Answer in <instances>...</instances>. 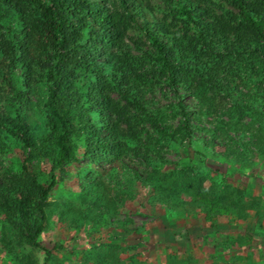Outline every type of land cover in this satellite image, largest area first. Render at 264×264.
<instances>
[{"label":"trees","instance_id":"1","mask_svg":"<svg viewBox=\"0 0 264 264\" xmlns=\"http://www.w3.org/2000/svg\"><path fill=\"white\" fill-rule=\"evenodd\" d=\"M166 1L175 6L172 10L175 19L183 22V32L165 41L155 31L162 26L155 23L156 28H153L144 19L141 25L150 48L136 55L127 49L123 36L127 24L144 17L139 0L106 3L99 0H0V102L6 86L11 94L4 107L0 104V144L5 147L11 139V145H19L24 152L20 176L10 180L0 177V209L6 215L8 230L45 251L43 264H48L52 256V250L39 239L46 226L49 197L58 182L55 170L77 160L75 137L85 140L86 155L93 156V162L103 158L121 161L117 158L123 145L134 155L160 167L151 160L150 140L162 147L166 141L192 139L200 128L195 121L199 114L216 115L211 126L203 127L211 139L224 134V118L216 108H210L215 94L223 93L235 109L231 114L235 119L234 128L238 130L246 115L252 120L260 118L251 143L256 148L264 145V88L258 85L264 77V0H225L232 9H225L221 15L202 11L188 0ZM205 16L209 17L205 19ZM136 47L141 49L139 44ZM242 70L246 72L245 86L251 88L257 83L254 86L257 90L251 93L255 105L248 103L249 92L243 93L242 100L236 90ZM190 76L194 80L198 78L197 86ZM163 83L172 88L176 100L173 112L180 117L176 125L165 123L170 105L160 106L147 95L151 85ZM210 90L213 96L208 95ZM115 93L118 100H114ZM188 94L196 95L201 112H192L185 103ZM36 105L44 109L45 123L41 132L35 129L32 115L28 114ZM146 123L156 137L142 143L138 136ZM242 125L250 128L245 123ZM243 138L240 137L239 144ZM230 148L234 153L237 151ZM102 151L103 154L98 153ZM159 154L162 160L164 157ZM108 155L111 158L107 159ZM36 156L51 159L48 177L31 169L36 167L31 164L32 157ZM128 169L123 167L124 171ZM124 171L117 170L125 175L116 178L115 185L133 195V182ZM133 171L134 185L146 183L152 189V202L171 204L174 211L181 205L185 212L206 209L200 198L207 191L203 185L205 177L182 180L180 175L174 176L175 182L189 184L197 192L194 198L185 200L181 186L161 185L159 179L151 180V176H140L137 170ZM92 186H87L86 194L90 195L85 200L91 201L90 216L100 219L104 214L115 212L117 204L110 200L105 203V209H97L95 205L105 200L98 193L103 183L98 182L94 193L90 192L92 188L88 189ZM226 189L228 193L215 191L212 194L223 200L231 196V192L235 193L237 199L234 200L245 208L237 211L239 220L247 219V210L252 207L256 215L261 213L264 205L261 195L254 200H244L251 191L230 184ZM142 229L129 230L142 232ZM171 233L175 240L177 231ZM170 257L178 259L175 254Z\"/></svg>","mask_w":264,"mask_h":264},{"label":"rangeland","instance_id":"2","mask_svg":"<svg viewBox=\"0 0 264 264\" xmlns=\"http://www.w3.org/2000/svg\"><path fill=\"white\" fill-rule=\"evenodd\" d=\"M99 1L106 3L111 0ZM188 2H193L202 11L209 10L220 15L225 13V9H232L225 0ZM139 4L144 17H138L136 23L127 24L123 36V42L128 47L126 48L133 54L141 55L142 50L150 48L141 25L144 19L149 21L153 28H156L155 23L162 26L155 31L165 41L170 40L175 33L183 32V22L175 19V12L172 10L175 6L172 2L139 0ZM207 17L209 16H205V19ZM138 44L141 49L136 47ZM245 73V70H242L237 79L236 90L242 100L243 93L249 92L251 95L257 90L254 87L257 83L251 88L245 86ZM197 79L194 80L190 76L195 86ZM258 85L264 88V77L260 78ZM6 87L9 91V87ZM150 87L148 96L159 102L160 106L170 105L165 123L176 125L180 117L173 112L176 100L172 88L164 83ZM7 91L3 93L4 98L0 102L2 107L11 95ZM209 94L213 96L211 90L208 91ZM113 97L114 100L119 99L117 93L113 94ZM215 97L210 108L211 106L216 108L221 118H224V134L221 133L211 139L210 133L203 127L211 126L216 115L199 114V119L195 121L201 129L196 130L192 139L173 143L166 141L162 147L157 141L154 143L150 140L151 160H155L160 167H155L152 162L134 155L123 145L122 152L117 158L121 161H105L103 158L93 162L91 159L93 156L86 155L85 140L75 137L77 160L55 170L58 182L49 197L51 204L46 226L39 239L43 246L52 250L48 264H264V205L258 215L253 207L246 209L248 218L239 220L237 211L245 208L234 200L237 199V195L231 192V196L223 200L214 195L215 191L228 193L226 186L230 184L232 187L251 191V195L244 200H254L258 195L264 200V145L256 148L251 143L252 135L259 128L260 118L252 120L250 116H244V122L239 124L237 130L233 123L235 119L231 115L235 112L231 100L225 98L223 93H216ZM247 99L248 103L255 105L252 95ZM184 100L192 112L195 110L201 112L195 94H188ZM28 114L32 115L35 129L41 132L45 123L44 109L36 105ZM244 123L250 128H245L242 125ZM148 127L146 123L138 136L142 143L156 137ZM241 136H244V140L239 144ZM8 143L5 147L0 144V177L5 180L20 176L23 169L21 162L24 158L23 149L19 145H11L13 143L11 139ZM230 146L237 151L234 153ZM98 153L103 154V151ZM159 153L164 157L162 160L158 158ZM31 164L36 165L31 169L44 177L49 176L51 159L36 156L32 157ZM124 166L129 169L124 171ZM118 169L126 172V176L133 182L131 184L135 191L133 195L127 194L115 185V179L123 178L125 175L118 173ZM134 169L140 176L149 175L152 177L151 180L159 179L161 185L174 183L175 186H181L182 197L185 200L194 198L197 192L191 189L189 184L175 182L174 176L178 178L180 175L182 180H198L194 176L205 177L203 185L207 191L201 194L200 198L205 202L206 209L191 213L185 212V207L181 205L174 211L171 204L163 201L152 202L150 198L152 189L149 185L146 183L134 185L136 181L133 176ZM99 181L103 183V189L98 188V193L105 200L102 199L95 206L99 210L105 209V203L110 200L116 202L117 210L96 219L88 213V209L92 208L91 201L85 200L86 196L90 195L86 194L87 186L93 185L88 189L92 188L90 192L94 193ZM8 227L6 215L0 209V264H43L45 251L36 249L18 238L12 230H8ZM140 227L143 228L142 232L129 230ZM173 230L177 231L175 240L171 236ZM171 254L178 255V259L171 260Z\"/></svg>","mask_w":264,"mask_h":264}]
</instances>
